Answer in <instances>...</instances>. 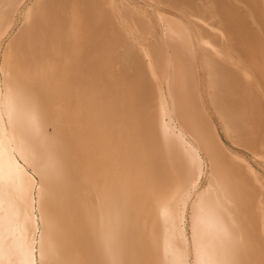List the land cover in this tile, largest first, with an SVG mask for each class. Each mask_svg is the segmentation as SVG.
Segmentation results:
<instances>
[{"label": "bare ground", "instance_id": "6f19581e", "mask_svg": "<svg viewBox=\"0 0 264 264\" xmlns=\"http://www.w3.org/2000/svg\"><path fill=\"white\" fill-rule=\"evenodd\" d=\"M184 1L185 3H182ZM184 1L160 0L159 2L171 9H175V12L177 10L181 11L183 8L189 11L192 18H190L189 14L188 18L187 16L184 17L187 11L182 12L184 13L182 15L178 11V15L187 19L190 18L189 20L186 19V21H188L187 23H191L196 30H200L203 27L202 23H205L206 20L207 23H209L208 20L211 21L210 23L214 21L211 25L213 27L216 26V33L213 32L216 36L212 35L213 33H210L212 31L209 32V29L207 31L204 27L203 29L206 31H200L206 32L205 34L199 30L191 32L187 28L190 24L186 26V21L181 19L184 21L185 27L182 25L184 23L182 22L181 24V21L178 22L179 20L177 21L176 18L177 23H180V26L184 27L186 31L184 33L190 35L187 36L190 37V40L188 38L189 41H185L184 39L187 38L185 34L182 35L183 44L187 42L184 46L181 44L180 47L183 46V49L177 48L180 45L178 39L179 42L176 41V43L175 40H172L173 45L179 44L175 45L176 51L172 48L175 46H170L171 51H173L172 54L174 55L177 52L175 55H178V53L183 52L186 48L185 45L194 50L193 39L196 38L194 34L198 36L197 39H203L204 37L210 39L211 37L212 40H216L215 43V40L210 42L216 47L215 51L211 44L213 50L216 52L215 55L212 54L214 55L213 57L210 54L214 53L213 50L211 51V48L204 47L201 50L202 54L204 51H206V54L210 50V53L208 52L210 55L207 53L209 56L203 54V59L202 55L203 62H206V72L209 70L210 73V75L207 73L206 76L208 77H204L210 78L211 76V80L207 79L209 82L206 81L208 82L207 85H209L208 88L213 85V89H216V94L214 93V95L212 92H215V90L210 91L212 97L210 96L211 100L210 98L209 100L213 106L211 103H208L213 107L215 112L212 111L219 115V123L225 121L226 126H229L233 132L230 133L234 134L233 137L230 136L235 141L237 140L235 145L237 147L244 145L247 149H252L257 154L258 151L254 150L261 144L260 147H264V113L260 93V89H264V34L260 35L262 32L259 28V26L264 27V10L262 11L264 0ZM261 4L263 5L262 9ZM118 7V2L116 4L114 0L113 2L111 0H0V72L5 79L3 82V93H16L20 95L19 102L28 105L29 110L18 114V119L25 123L27 117L30 119V130L26 126L25 131L27 136L34 137L32 141L33 148L36 150L35 157L38 161L42 162L39 168L34 169L41 181L37 200L38 221L35 214L32 213V189L35 183L28 176L31 180L30 182L34 183L33 187L26 184L28 189L29 186L32 187V189L30 187L31 192H29L25 185L26 189L24 188L25 190L23 191V188L19 189L23 184H19L21 185L19 186L15 182V179L17 181L21 177L17 178L14 174L17 173V176L21 174L20 172H22L23 167L21 168L22 170L19 169L20 167L18 168L16 165L18 161L15 163L12 157L15 151L13 141L15 132L11 127L7 126V121L5 123L4 114H2L4 99L1 96L2 89H0V264H37V258H35V253H37L35 252L37 250L36 245L38 246L39 264H153L154 260H157L155 261L157 264L158 262L159 264H190L188 259L184 257V255L187 256L188 254V251H186L188 241L185 233L186 228H184V224L187 223L185 215L188 216V227L191 230V234L194 233L195 235L192 241L193 263L191 264H264V240L259 238V236L262 237L260 235L262 232L258 231L257 227H247L249 222L245 223L243 227L241 225L236 226L234 225L235 222H233L236 220L235 217L246 222L245 219L247 217H244L245 215L240 217V214L245 209L247 210L248 207L246 206L243 210L239 209L246 202H243L238 197L240 200V202L238 201L239 204L242 203L239 206L235 201L239 206L238 215L233 210V207L235 209L237 205L228 199L233 194L235 195L232 197L235 199L237 196L242 197L244 195L241 194L243 191L240 188L238 189L236 185H243L244 180L248 182V178L251 172H253L251 169V171L248 169L252 167L248 164L246 165L245 161L243 163L249 167L248 169L241 164L242 162L239 163L238 159H234L237 162L232 161L235 168L239 163L241 167L238 164L237 168L247 169L245 170V175L250 172L249 176L246 175L248 177H246L247 180L241 178L240 182L243 170L241 169L239 173L240 170L237 169L239 170L238 173L242 174L240 177L239 175L237 177L240 184L233 177L235 175L233 172L235 168L229 171L228 168L224 169V167H221V164L230 160L226 159L224 161L226 157H221L222 155H220L224 151V156L226 148L223 150L222 147L224 145L221 147V140L217 135V129L212 127L214 126L213 123H210L209 126L206 124V122L211 121L210 119H213L209 118L212 114L206 120V112L202 114L204 105L202 106L201 104V109L199 107V104L203 103L201 102L202 96L198 94L199 92H196L199 89H197L199 80L196 81L197 83L193 81L197 75L199 76L197 74L198 71L196 72L199 64L187 62L190 59L189 56L191 57L190 51L187 48L186 52L182 53L184 57L187 53L189 54L186 57L187 59L184 58L187 61L182 58L183 56L181 57L183 60H176L181 56V53L178 58L172 60L180 62V64L178 63L179 67L182 61L188 63L186 65L182 62L184 67L186 65L185 68L181 66L185 69V74H187L189 67L191 68L192 65V67H195L194 64L197 65V69H191L192 73L196 72V74L193 73L196 76L191 74L190 69L188 70L187 78L194 76V78H190L192 81L190 83L194 82L193 84H190L189 80H186V75L181 77L180 74L184 72V69L182 68L183 72H181V67L178 69V72L180 71L178 74L180 75L179 80H181L179 82L181 83L177 84V87L180 85L182 89L185 81H188L187 86H193L192 88L187 87L191 92H186L187 88H185L186 90L183 89L185 91L182 94L184 95L186 92L188 95L185 94L187 96H184L185 98L181 95L183 97L181 98L178 94H181L182 90L180 91V88L172 87L174 83L175 85L173 86H176V81L179 83L177 78L178 72L176 71L179 67L174 62L171 65L172 61L170 62V60L173 59L171 58L173 55L169 54L171 55L170 57L167 54L162 55L163 52H170V49L167 50V47L166 51L161 53L160 51L163 49L161 50V46L158 44L159 41L157 43L152 42L153 47L150 46L152 43L145 41L149 43V46L145 43L146 49L142 48L135 41L138 36L136 34L132 36V33H130V37H133L132 40L135 36L137 37L135 40L130 41L129 34L127 37V33L122 31L120 24L123 23L121 22L123 20H121L122 15L120 14L123 10H120ZM131 8L133 9V7ZM132 11L126 10L128 14L123 11L126 14L124 16L129 15L127 16L130 19L128 23H133V26H136V21L142 23L140 27L141 32V28H148L151 30L150 32H153V28L155 31L156 25L151 26L153 25L151 23H155L152 22L153 20L149 18V20H146L145 14V17L141 14L142 18H144L141 19L140 16L134 15L138 12L134 11L133 13ZM196 17L204 21L201 22L202 20L194 19ZM196 20L201 23L196 22ZM142 21H146L147 23H143ZM125 22L124 24H126ZM144 24L148 25L145 26ZM192 25L191 28H193ZM130 28H132V25ZM125 29L128 30L127 28ZM145 32L148 35L150 33L147 30ZM145 32L143 31L142 34ZM146 33L144 36H148ZM163 33L162 35H164ZM153 34L155 35V32ZM208 34H211V36H208ZM156 35L153 37H156ZM178 36L176 34L174 36L175 39ZM180 36L179 39L181 38ZM213 36L215 37L213 38ZM165 43L166 41H164V45ZM140 44L142 43L140 42ZM154 44H158L160 50ZM169 44L166 43V45ZM155 46L156 48H154ZM147 47H150L149 51ZM207 48L209 50H205ZM143 49L146 51L144 52ZM178 49L181 50L179 51ZM150 51L156 57L150 54ZM148 52L149 55L147 54ZM234 54L236 56L234 57L235 59L232 57ZM161 55L165 57L162 59ZM150 57L156 62L153 59V61L150 60ZM240 58L244 62L243 64H245H242L243 67L238 65L242 63ZM238 59L240 62L237 61V64L236 60ZM154 62L155 64H153ZM236 64L242 67L240 70H242L243 74H246V78L243 75L241 78V75L238 76L241 72L240 70L238 74L235 72L236 69H239V67L236 68ZM174 65L177 66V68L174 67L177 73L173 71L174 68L172 67ZM156 67L157 69L159 68L160 72L157 69L155 70ZM243 68L244 71L246 70L245 72ZM158 72L160 74H157ZM189 75L192 76L189 77ZM68 78L72 79V81L67 82ZM181 78L184 79L182 80ZM49 79L54 82L52 83L53 85H64L65 87L72 85L74 87L72 98L68 96L66 89H62V97L67 104L65 107L57 104V100H55L57 93L55 88H48ZM40 80L42 81L40 82ZM184 86L186 87V85ZM171 87L177 88L178 92L177 90H173L172 92ZM193 89L196 90L194 91ZM102 90L104 91L102 92ZM172 93H176L175 95L178 96L176 103L175 100L177 99ZM207 96L209 97L208 94ZM179 99L186 100V104L182 102L183 100L180 101ZM204 99L206 98L204 97ZM72 102L74 105H71ZM176 104L181 105H178L180 108ZM196 104L198 105L197 109ZM181 107L186 108L181 109ZM186 109L187 111L184 112ZM183 114L187 118L192 117L194 121L191 118V120H182V117L185 118ZM177 117L178 119L181 117V122H178ZM166 118L168 121H166ZM42 121H46L47 124L52 126L53 132L50 135L47 134ZM184 121L186 125L190 124L187 126H190L192 135L197 131V138L190 135L188 128H186L187 130L184 128L186 126L185 123L183 124L185 126L182 125ZM191 122L196 124L197 127H191L193 124ZM123 125L127 127L125 131L127 130L128 135L121 129ZM152 125L158 131L155 132ZM223 125L226 127L225 124ZM223 125L221 124L222 128H224ZM128 129L132 130V132L129 131V133L131 132L130 136ZM194 129L195 131H192ZM230 129L226 131L227 129L225 130L224 128L227 134L230 132ZM157 132L161 136H158V138L165 142L169 146L168 148L157 138ZM120 133H124L127 137L129 136V140L127 139L129 143H127V137L124 138L125 136L121 135V138ZM198 138L199 141L201 140L200 143ZM120 139H123V142L125 141L126 147ZM156 139L160 143L158 141V144L155 146ZM193 139H197L200 145ZM231 139L230 143L234 141L233 139L231 141ZM149 142L151 144L153 142L154 145H152L154 147ZM237 142L241 145H238ZM160 144L164 145L162 149L160 148ZM120 146L124 150H120ZM157 146L161 149V152L158 151V148L156 151L155 148ZM203 146L205 150L207 148L206 151ZM163 148L165 149L163 150ZM169 148L172 149V151H170L171 149L169 150L170 153H173L174 150V153L170 155L178 154L182 160L175 156H169L172 157L170 159L167 156L169 154L168 151L167 154H164ZM149 150L150 155L148 154ZM119 151H125V156ZM211 151H213L214 159L212 156L208 157V153L211 155ZM243 151L246 152V150ZM162 152H164V157L161 158ZM202 153L208 158H212L213 161H216L215 164L222 161L221 164H218L221 168H211L213 171L215 170L217 176L214 172H212L213 174L211 173L212 170L209 171L210 168H208ZM216 153H219L220 156L218 154L215 155ZM229 153L231 152L229 151ZM158 154L161 156L158 157ZM256 154L253 153L252 155L256 156ZM258 155L259 157L261 156L260 154ZM135 156L139 160L135 159ZM215 156L223 158V160L221 159L220 161ZM238 156L241 158V154ZM228 157L230 159L235 158L234 156ZM121 158L125 160L123 161ZM130 158H134L135 160L133 159L132 161ZM146 158L148 160H145ZM173 158L177 159L179 163L183 161L182 163H184L185 168L181 167L185 172L179 166L182 163L178 165L179 167L177 165L172 166L175 163L178 164L176 161H173ZM162 160L165 161V163L163 162L165 166L171 165L173 168L177 166V169H172L176 175L180 169L183 173H179L181 175H177L175 179L174 173L169 170L171 166H167L169 171H165L169 176V172H171L172 178H170L164 173V165L161 164ZM167 160L171 161L170 165L169 163L167 164ZM23 161L25 163L30 162L27 158ZM125 163L127 165H135V168L136 165L138 166V169H135L134 166L128 165L132 170H135L128 172L130 173L129 175H131V172L134 173L131 176L126 172L129 177H127L126 173L125 176L123 174L124 171L130 170L128 168L125 170L123 166ZM194 163L195 166L193 165ZM217 164L214 166H217ZM159 166L163 167V170L162 168L158 170ZM222 168L226 173L221 171ZM231 170L233 175L230 176ZM218 171H221V175ZM162 174L165 175L167 180L170 179L169 185L176 180V185H179V187L172 186L175 185L174 182V184H171V187L175 188L174 191L171 190L172 188L169 185L171 189L169 187L165 188L164 183L167 184L168 181L164 179V175ZM218 174L221 180L217 179L219 178ZM224 174L232 178L229 177L227 179ZM11 177L14 178L15 185L14 183L13 185H7L6 182H10V179H13ZM224 178H226V181ZM233 178L234 181L236 180L235 182H233ZM22 180H26V178ZM222 180H224V183L229 182L232 184H227L231 188L228 190L233 193L230 196H228L229 191L226 190V187H222ZM231 181L237 184L234 186ZM24 182L22 181V183ZM135 183H139V185L137 184V186L134 185L132 187ZM145 183L147 185H144ZM224 183L223 185H226ZM156 185L161 188L162 192L157 190L159 187L156 188ZM190 185L191 187L189 188ZM201 185H208V187L214 188V191L217 189L216 186L219 185L222 193L220 189H218V193L220 192L222 196H218L217 192L205 195V186L200 187ZM168 189L171 190L170 194H168L170 192ZM26 190L28 192L27 198L25 197L24 199V196L21 195H19V198L22 197L20 198L21 201L25 200L23 202H25L27 207L29 204L28 208L31 213L28 212L26 217H24L25 213L24 215L22 213L23 216L21 213H18V216L16 204L20 200L18 196L16 197V193L19 192L21 194V191H23V195L26 196L24 193ZM156 190L160 193L155 192ZM167 190L169 192L166 193ZM234 191H237L241 195H238L236 192L234 193ZM225 194L228 196L226 200L228 199L230 203H233L231 205L232 208H226L229 203L226 205L223 201L226 197ZM216 195L217 197H224L222 201L225 205L223 204L222 206V203L220 204L222 208H219V205L216 203L218 200L221 201L222 198L217 200ZM16 198L18 201H16ZM21 205L25 206L22 203ZM21 205H18L19 210ZM22 210L26 211L27 209L24 208ZM228 210L234 212L231 213ZM230 213L231 215L233 214V217L235 215V217L230 216ZM236 227L237 229L238 227L241 228V230L246 227V230L244 228L243 231L239 229L242 233L245 230V234L241 233L240 237V232L239 230L236 232ZM247 228H255L256 233H260L258 235V233L252 234L251 232L250 234L248 232V234L246 232ZM245 235H250L251 241H249L248 237L249 240L247 239L246 241L248 242H246ZM242 237L245 238L246 244L242 243L244 246L240 248L242 247L240 242H243V239L240 241ZM3 241H7V248L4 247L7 244L6 242L2 246ZM247 243L250 245H247ZM247 246L249 247L246 248ZM182 250L185 253H182ZM243 250H248L246 257ZM158 253L160 258L156 256ZM154 257L157 259H154Z\"/></svg>", "mask_w": 264, "mask_h": 264}, {"label": "rangeland", "instance_id": "374dc122", "mask_svg": "<svg viewBox=\"0 0 264 264\" xmlns=\"http://www.w3.org/2000/svg\"><path fill=\"white\" fill-rule=\"evenodd\" d=\"M111 1L113 2V0H111ZM159 1H160V0H114V2H115L116 4H117V2H118V4H119V7H118V8H119L120 10H123L124 13H126V10H127V11H130V12H131L132 10H134L135 12H138V13H135L134 15H138V16H140L141 19H144V18H142V17H143L142 15L145 14L146 17H147V18H146L145 15H144V17H145L146 20H147L148 18L151 19V20H153L152 22H155V23H151V22H150L151 20H150V21H149V24H150V23L153 24V25L150 24L151 26H155V25H156V26H155L156 28H154L155 31L153 30V28H152V31L155 32V35H156V34H157V35H156V37H153V36H155V35L153 34V32H150L151 30H149L148 28H141L142 32H143V31L145 32V30H147L148 33H149V32L151 33V34L149 33V35H150V36H149V35L145 32L148 36H146V35L144 36L145 33L142 34V32L140 31V27H141L142 23H138L137 21H136V23L134 22V23L136 24V26H137V24H138L137 27H136V26H133V23L131 24V22L128 23V21H129L130 19H129V17H127V16H129V15L124 16V15L128 14V12H127L126 14H124L123 11H122L121 14H120V15H122V19H121V20H123V21H121V22H123V23L120 24V25L122 26V31H123L124 33H127V35H126L127 37H128V34H129L130 41L135 40V38L138 36V38H136V40H135L136 43L139 44L140 46H142V48H145V49H146V45L149 46V45H148L149 43H152V42L157 43V42L159 41L158 44L161 46V50L163 49L162 51H160V52L162 53L163 51H166L167 47H168L167 50L170 49V46L173 45L172 40H173V41L175 40V43H176V41H177V42L180 41V42H179L180 45L177 44V45H179V47H177V48H181V49H183V48H184V47H183L184 44L187 43V42H185V43L183 44L184 41H182V35H184V34H185L184 32H186V31H185L184 27L180 26V25L182 24V22L184 23V21H182L181 19H183V20L186 21V19H187L188 16L190 15V14H189L190 12L187 11V10H185V8H183L184 10L182 9L183 11H182V10H181V11H180V10H177V11L175 12V9H173V8L171 9V8L168 7V6L162 5V3H160ZM183 1H184V0H183ZM186 1H187V0H186ZM260 1H261V0H260ZM182 3H185V1L182 2ZM120 4H121L122 6H121ZM126 4H127V6H126ZM128 5H130V6H128ZM135 5H136V6H135ZM182 5H184V4H182ZM125 6H126V7H125ZM134 6H135V7H134ZM262 6H263V5L261 4V9H262ZM131 7H133V9H132ZM140 8H141V9H140ZM136 10H139L141 13H140L139 11H136ZM142 10H144V11L142 12ZM263 10H264V7H263L262 11H263ZM134 11H132V12L134 13ZM178 11H179V13H180L181 15L184 14V13H182V12H184V11L186 12V11H187V12L184 14V17L187 16V18H184V17H182L181 15L179 16V15H178V14H179ZM130 12H129V14H130ZM141 14H142V15H141ZM176 14H177L178 16H177ZM186 14H187V15H186ZM188 14H189V15H188ZM131 15H133V14L131 13ZM134 15H133V17H134ZM151 15H152V16H151ZM138 16H137V17H138ZM176 16H177V17H176ZM125 17H126L127 19H126ZM164 17H165V18H164ZM152 18H153V19H152ZM168 18H170V19H168ZM176 18H177V19H176ZM178 18H179V19H178ZM190 18H192L191 15H190ZM190 18H189V19H190ZM149 19H148V20H149ZM175 19H176L177 21L179 20L178 22L181 21V24H180V23H177V21H176ZM189 19H187V20H189ZM194 19H198L199 21L202 20V19L197 18V17L194 18ZM206 19H207V18H206ZM124 20H125L126 22H125ZM169 20H170V21H169ZM174 20H175L176 22H175ZM198 20H196V22H198V23H201V22L204 21V20H202L201 22H199ZM211 20H212V19H211ZM131 21H132V20H131ZM171 21H172V22H171ZM206 21H207V20H206ZM206 21H205V23H202L203 25L201 24V25L204 27V29L206 28L207 31H208V29H209V32L212 31V32H210V33H213V32L216 33V31H215V30H216V26H214V27H215V28H214V27L211 25L214 21L212 20V21H213L212 23H210L211 21H209V20H208L209 23H207ZM124 22H125L127 25L124 24ZM142 22H143V23H147L146 21H142ZM170 22H171V23H170ZM187 22H188V21L185 22V23H186V26L190 24V25H189L190 27L187 26V28H188L189 31H191V32L194 31V32H195V31H198V30H199V29L196 30L195 27H193V25H192L191 23H187ZM215 22H216V20H215ZM185 23L182 24V25L185 26ZM123 24H124V25H123ZM135 24H134V25H135ZM128 25H129V27H127ZM131 25H132V28H130ZM144 25H145V24H144ZM147 25H148V24H147ZM147 25H145V26H147ZM150 25H149V26H150ZM172 25H173V26H172ZM191 25H192V27H193L195 30H194L193 28H191ZM210 25H211V26H210ZM215 25H216V23H215ZM258 25H261V24H258ZM258 25H257V29H258ZM124 26H125V27H124ZM179 26H180V27H179ZM186 26H185V27H186ZM262 26H263V25H262ZM134 27H135V28H134ZM142 27H144V26H142ZM203 27L200 29L201 31L204 30ZM209 27H210V28H209ZM211 27H213V28H211ZM124 28H127L128 30L130 29V31H128V30H126V29H125V30H126V31H125ZM138 28H139V30H137ZM149 28H150V27H149ZM166 28H167V29H166ZM177 28H178V29H177ZM179 28L181 29V32H180V29H179ZM189 28H190L191 30H190ZM259 28L261 29V32H262V33H260V35H261V34H264V33H263L264 31H262V30H264V27L262 28V27L259 26ZM150 29H151V28H150ZM170 29H171V30H170ZM182 29H183V30H182ZM213 29H214V30H213ZM257 29H256V30H257ZM260 29H259V30H260ZM148 30H149V31H148ZM186 30H187V29H186ZM188 30H187V31H188ZM200 30H199V31H200ZM206 30H204V31H206ZM127 31H128V32H127ZM131 31H132V32H131ZM168 31H169V32H168ZM176 31H177V32L179 31V32H178V33H174V32H176ZM201 31H200V32H201ZM138 32H139V34H138ZM140 32H141V33H140ZM163 32H164V33H163ZM257 32H259V31L257 30ZM130 33H132V36L135 35V34H136L137 36H135L134 39L132 40L133 37H132V38L130 37V36H131ZM162 33H163L164 35H162ZM170 33H171V34H170ZM182 33H183V34H182ZM201 33H204V32H201ZM205 33H206V32H205ZM205 33H204V34H205ZM207 33H208V32H207ZM214 33H213L212 35H215V36H216V34H214ZM152 34H153V36H152ZM176 34H177V36H178V35L180 36V34H181V36H180L181 38L179 39V36H178V37L175 39L174 36H176ZM165 35H166V37H165ZM209 35L211 36V34H208V36H209ZM141 36H143V37L141 38ZM187 36H190V35H189V34H185V37H186L187 39H184V36H183V39H184L185 41H186V40H187V41L190 40V37H187ZM206 36H207V35H206ZM208 36H207V37H208ZM215 36H213V38H214ZM263 36H264V35H263ZM144 37H145V38H144ZM163 37H165L166 40L163 39ZM194 37H196V38L193 39V47H194V50H191L189 46H188V47H189V49H188L187 45H185V47L187 48L188 51H190V52L193 51L192 53L189 52V54H191V57L189 56L188 53H187L188 55L186 54L187 56H186V55H185V57L183 56L184 54H182V53H184V51L186 50V48H185V50H184L183 52H180V53H181V56L179 55L180 53H178V55H175V54L177 53V52H176V53L174 54V55L176 56V57H175V56L172 54V53H173V51H171L172 49H170V52H169V51H168V52H163L162 55H166V54H167L168 57H170L171 55H173L174 57H173V56L171 57V58H173V59H171L170 62H171L172 60H174V58H175V59L178 58V56H180V57H179L178 59H176V60H179V59L183 60L184 58H186V57L189 56L190 59L193 57L192 60H195V61H192V60H190V59H189L190 61H189V60L187 61V60H186L187 58L184 59V60L187 61V62H190V63H191V62H193V63L196 62L197 65L199 64V65H198V69H197V65H195V64H194L195 67H192L193 65L191 66V68L188 66L189 69H190V71H191V69L193 70V68H194V70L197 69L196 72L198 71L197 74H199V76L197 75L196 79L193 80L194 82H196V81L199 80V81H198V84H199V85L196 84L198 87H197V86H195V87H197V89H198V88L201 89V87H202V89H203V90H202V89H201V90L198 89V91L195 89L196 92H199L198 94H200V96H202V101H201V102H203V103H200V104H199V105H200L199 107H200V109H201L202 106L204 105V106H203L204 111H203V108H202V114H203L204 112H206V116H205V117H206V120H207L208 117L212 114V116L209 117V118H213V119H210L212 122L209 121L208 123L206 122V124H208L207 126H209L210 123H213L214 126H212V124H211V126H212V127H215V128L217 129V135H218L219 139L221 140V141H220V142H221V143H220V144H221V147L224 145V146L222 147V149L224 150V148H226V151H225V152L228 153V154L225 153L224 156H223L224 151L221 149L223 152L221 151L222 153L220 152V153H221L220 155H222L221 157H226V158H224V161H225L226 159H227L228 161H229V160L231 161V162H230V161H229V162H224V163H227V164H228V165L225 164V165H227V166H225L224 163L221 164V162H222L221 159L223 160V158H220V157H216V156H215L216 158H219L220 161H221V162L218 163V164H221V167H224V169H225V168H228V170L230 171V169L235 168V167L233 166L234 163L232 164V161L235 162L236 160L234 161V159H238L237 161H238L239 163L242 162L241 164H243L244 167H247V169L249 168L248 166H246L247 164H248L250 167H252L253 169H252V168H249L248 170H249V171L252 170V171L254 172V173L251 172V175H252V174H254V175H252V176L250 175V176H251V178H250V176L248 175L250 172L248 171L249 173L246 174L247 176H249V178H248V177L245 175V173H246L245 170H247L246 168H245V170H243L242 168H240V169L237 168V165H238L239 163H238V164L236 163L237 165H236V168L234 169V170L237 171V172H235V171L233 170V172H234L235 175H233V172H232V170H231L232 173L230 172V173H231L230 176L233 175V177L237 179V181L235 180L236 182H239V178H237L238 175H239V177H240V175H242V174H243V175H242L243 177H242V176L240 177V182H241V178H244V179H246V180H247V178L249 179L248 182H246V181L243 179V180H244V182L242 181V182L244 183V184L242 183L243 185H236L237 183H233V182H235V181H234V178H233V182L231 181V182L233 183L234 186L236 185V186L238 187V189L240 188V190L243 191V193L240 191L241 194H244V195H242V197H241V196H237L236 199L233 198V197H234L233 195H235V194H233L232 192L229 191V190L231 189V188H230V185H232V184L229 183V182L224 183V180H225L226 178H224V180H222V182H223L224 184H226V185H223V183L220 181V182L222 183V187H226V190L229 189V190H228V191H229V192H228V193H229L228 196H230V194H233V195H232L233 197L230 196V198L232 197L231 200H230V198H228V199H229L230 202H233L235 205H237V207H236L235 205H233V206H235V209H234V207H233V210H235V214H238V215H239V213H237V211H238V207H239L240 205H242V203L239 204L240 200H242L243 202L248 203V204L245 203L244 205H242L241 207H239V209H242V210L245 209L246 206L248 207V209H247L248 212H247V210L245 209L246 211L244 210V212L242 213L243 215L240 214V215H241L240 217H242V216H244V215H245L244 217H247V219H245L246 222H244L242 219L240 220L239 218L235 217V215H234V217L236 218V220H235V219H232V220H235V221H233V222H235L234 225H236V226L241 225V227H243V226L245 225V223L249 222V223H248L249 225L247 224V227H249V226H251V227H257V230L260 231V232H262L260 235L263 237V238H262V237L259 236V238H261L262 240H264V151H262V150L264 149V147H260L262 144L259 145L258 148H257L256 150H254V151H258L257 154H256V152H253L252 149H251V150H250L249 148L247 149L244 145H243L244 147H243V146H242V147H240V146L237 147V145H235L237 140L235 141V140L232 138L234 134H233V135L230 134V133H233V132L231 131V129L229 128V126H228V127L226 126V122H225V121H223V122L221 121V123H219V120H218V119H219V118H218L219 115H217V114L214 113L215 111L213 110V107H212L213 105H212V103L210 102V100H211L210 96L212 97V93H213V95H214V93L216 94V89H215V88L213 89V87H212L213 85H211V87H212V88L210 87L211 89L208 88L209 85H207V84H208L209 81H208L207 79L211 80V76H210V78H206V77H208V76H206L207 73H208V75H210L209 70H208V72H206V64H205L206 62L204 63V62H203L204 60H202V55L205 54L206 51L203 50V51H204L203 54H202V51H201L202 49H204V47H205V48H206V47L211 48V51H212V50H213L212 45H213V47H214V49H215L216 47L214 46V44H213V43H210L211 41H214L215 39L212 40L211 37H210V39H209V38L207 39L206 37H204V38H203L204 41H203L202 38H201V39H197L198 36H196L195 34H194ZM188 38H189V40H188ZM177 39H178L179 41H178ZM140 40H141V41H140ZM161 40H163L162 43H161ZM262 40H263V38H262ZM135 41H134V43H135ZM145 41H146V42L148 41L149 43H146ZM164 41H166V43H168V44H169V42L171 41V42H170L171 45H170V44H169V45H166V43H165V45H166V46H165V45H164ZM195 41H196V42H195ZM140 42H141L142 44H140ZM199 42H200V43H199ZM201 42H202V43H201ZM215 42H216V40L214 41V43H215ZM145 43H146V45H145ZM205 43H206V44H205ZM158 44H157V45L154 44V45H156V46H157V49L160 50V49H159L160 47L158 48ZM181 44H183V46H182L183 48L180 47ZM200 44H201V45H200ZM203 44H204V45H203ZM211 44H212V45H211ZM139 45H138V46H139ZM152 45H153V43H152L150 46H152ZM163 45H164V46H163ZM175 45H176V44H175ZM175 45H173V46H175ZM177 45H176V46H177ZM202 45H203V47H202ZM206 45H207V46H206ZM215 45H216V44H215ZM156 46H155L154 48H156ZM176 46H175V47H172V48H173L174 50H175V49L177 50ZM200 46H201V47H200ZM152 47H153V46H152ZM152 47H151V48H152ZM164 47H165V48H164ZM208 48L205 49V50H209ZM148 49H150V47H147V50H148ZM181 49H178V50L180 51ZM143 50H144V49H143ZM176 50H175V51H176ZM145 51H146V50H144V52H145ZM148 51H149V50H148ZM151 51H152V49H151ZM151 51H150V54H152ZM175 51H174V52H175ZM215 51H216V49H215ZM215 51L213 50L214 53H210V50H209L208 52H209V53L211 54V56L213 57V56L216 54ZM152 52L154 53V51H152ZM185 52H186V51H185ZM208 52H207V53H208ZM164 53H165V54H164ZM207 53L205 54V56H209V55H210L209 53H208L209 55H208ZM147 54L149 55V52H148ZM169 54H171V55H169ZM193 54H194V55H193ZM212 54H214V55H212ZM152 55L154 56V54H152ZM152 55H151V57H152ZM162 55H161V56H162ZM182 56H183V57H182ZM195 56H196V57H195ZM151 57H150V60L153 59V58L151 59ZM154 57H156V55H155ZM164 57H165V56H162V59H163ZM181 57H182L183 59H182ZM232 57H233V59H235V58H234V57H236L235 54H234V56H232ZM237 57H238V55H237ZM160 58H161V57H160ZM241 58H242V57H241ZM241 58H240V60H241ZM147 59H148V58H147ZM203 59H204V55H203ZM214 59H216V58H214ZM236 59H237V58H236ZM153 60H154V59H153ZM153 60H152V61H153ZM176 60H175V61H176ZM181 60H180V61H181ZM154 61H155V60H154ZM237 61L240 62L239 59L236 60V62H237ZM155 62H156V61H155ZM155 62H154L153 64H155ZM161 62H162V61H161ZM173 62H174V61L171 62V65H173ZM182 62H183V61H182ZM182 62H181V66H183L184 64L187 63V62H186V63L183 62L184 64H182ZM233 62H234V61H233ZM238 62H237V64H238ZM241 62H242V60H241ZM174 63H177V66H178V63L180 64V62H178V61H177V62H174ZM193 63H192V64H193ZM243 63H244V62H242L241 64H238V65H240V66L243 67V65H245V64H243ZM187 64H188V63H187ZM187 64H186V65H187ZM234 64H235V62H234ZM234 64H232V65H234ZM237 64H236V65H237ZM242 64H243V65H242ZM186 65H185V67H186ZM190 65H191V64H190ZM204 65H205V66H204ZM238 65L236 66V68L239 67V69H236V70H235V72H236L237 74H238V72H240V71L242 72V70H240V68H242V67H240V66H238ZM177 66L174 65L172 68H174V67L177 68ZM181 66H180V67H181ZM199 66H200V67H199ZM246 66H247V65H246ZM157 67H158V66H157ZM157 67L155 68V70L157 69ZM178 67H179V66H178ZM180 67L177 68V70H176L177 72H178V69H180ZM183 67H184V66H183ZM183 67H181V70H182ZM185 67H184V68H185ZM204 67H205V68H204ZM176 68H174V70H173L174 72H175V69H176ZM184 68H183V69H184ZM207 68H208V66H207ZM232 68H233V66H232ZM234 68H235V67H234ZM245 68H246V70H248L247 67H245ZM158 69H159V68H158ZM158 69H157V70H158ZM186 69H187V68H186ZM189 69H188V70H189ZM199 69H200V70H199ZM188 70H187V74H185V73H186L185 69H184V72H183V70H182L181 72H183V73L180 74L181 77H182L183 75H186V78H187V77H188ZM202 70H203V71H202ZM237 70H238V71H237ZM239 70H240V71H239ZM246 70H245V71H246ZM158 71H159V70H158ZM173 71H172V72H173ZM243 71H244V68H243ZM245 71H244V72H245ZM155 72H157V71H155ZM159 72H160V71H159ZM159 72H158L157 74H160ZM174 72H173V73H174ZM177 72H175V73H177ZM179 72H180V71H179ZM179 72L177 73V75L179 74ZM196 72H193V73L196 74ZM201 72H202V73H201ZM205 72H206V73H205ZM241 72L238 74V76L241 75L240 78L242 77V75L245 77L246 74H243V72H242V74H241ZM175 73H174V74H175ZM193 73H192V71H191V74H192V75H194ZM246 73H248V72H246ZM157 74H156V75H157ZM174 74H173V75H174ZM175 75H176V74H175ZM175 75H174V76H175ZM180 75L177 76V78H178V82L181 81V80H179V78H180L179 76H180ZM192 75H189V77L192 76ZM201 75H202V76H201ZM194 76H196V75H194ZM194 76H193V77H190V78H194ZM204 76H206V77H204ZM2 77H3V78H2ZM175 77H176V76H175ZM175 77H174V79H175ZM246 77H247V76H246ZM246 77H245V78H246ZM172 78H173V76H172ZM190 78H187V79H186V80H189V83H190V81H191ZM181 79H182V78H181ZM183 79H184V78H183ZM183 79H182V80H183ZM205 79H206V80H205ZM242 79H243V78H242ZM247 79L249 80V78H247ZM247 79H246V80H247ZM212 80H213V77H212ZM243 80H244V79H243ZM4 81H5L4 76L1 75V72H0V83L2 82V83H1L2 85L0 84V89H2V90H1V96H2L3 99H4V104L2 105V106H3V107H2V109H3V110H2V114H4L3 117L5 118V123H6V121H7V126H8L9 128L11 127V129H13L14 132H15V134H14V135H15V138H14V140H13V141H14V145H15V151L13 152L12 157H13V159L15 160V163H17V161H18V163L16 164L17 167H18V168L20 167L19 169H21V168L23 167V170L27 172V173H26V172L24 173V171L21 169V170H22V172H20L21 174H18V176H17V173L14 174V176L16 175L15 177H17V178H18L19 176L21 177V178H18L17 181H16V179H15V182H17V184L14 182V178H13V177H11V178H13V179H10V180H11L10 182L8 181V182H6V183H7V185H13V183H14V185H15V184H16V185H19V184L22 185V184H23V186L19 185V186H21L19 189H22V188H23V191L26 189L25 186L27 187V185H32V187H33V185H34V183H35V186L33 187V189H32L31 186H29V189H28V187H27V189H28L29 192H31L30 190L32 189V199H33V212H32V213L35 214L36 219L39 221V212H38V209H37V208H38V207H37V205H38V201H37V200H38V193H39V187H40V185H41V181H40V177H39L38 173L35 172L34 169L36 170L37 168H39V167L42 165V162L38 161L37 158L35 157V152H36V150H34V148H33L34 146H33V141H32V140L34 139V137H33V136H27L26 131H25L26 126H27V129L30 130V119H28V117H27V118H26V123H25L24 121L18 119V114H20V113H24V112H27V111L29 110V109H28L29 107H28V105H24V104H21V103L19 102L20 95H18V94H16V93H11V94H10V93H8V94H7V93H3V84H4L3 82H4ZM41 81H42V80H40V82H41ZM68 81L71 82L72 79L70 80V79L68 78V79H67V82H68ZM171 81H172V80H171ZM174 81H175V80H174ZM184 81H185V80H184ZM206 81H208V82H206ZM213 81H214V80H213ZM182 82H183V81H182ZM187 82H188V81H187ZM187 82L185 81V82H184L185 84L182 83V84H183V86H182L183 88H182V89L180 88V85H179V87H177V84H180L181 82L177 83V81H176V86H173V85H175V83L173 82L174 84L172 85V87H177L178 89L180 88V91L182 90V91H181V94H178V95H180L181 98H183L184 96H186L185 94L188 95V93H186V92H189V91L191 92V90H188L189 88H187V87H191V86H187ZM191 82H192V81H191ZM194 82H193V83H194ZM200 82H201V84H200ZM38 83H39V82H38ZM52 83H54V82H52V81L49 79L48 88H55V90H56V92H57V93H56V98H55V100H57V101H56L57 104L60 105L61 107H65L67 104H66V102L63 100L62 93H61V92H62V89H66V90L68 91V92H67L68 96L72 98L73 95H74V93H73V89H74V87H73L72 85H69V86H66V87H65L64 85H63V86H62V85H56V84L53 85ZM193 83H190V84H193ZM196 83H197V82H196ZM182 84H181V85H182ZM190 84H189V85H190ZM39 85L42 86L41 83H39ZM184 85H186V87H185ZM194 85H195V84H194ZM206 85H207V86H206ZM160 86H161V84H160ZM258 86H259V84H258ZM172 87H171V89H172L171 91H172V92H173V90H177V88L174 89V88H172ZM192 87H193V86H192ZM192 87H191V88H192ZM206 87H207L208 89H207ZM215 87H216V86H215ZM185 88H187L188 91H187ZM259 88H260V86H259ZM183 89L186 90V92H185L184 95L182 94V92L185 91V90H183ZM206 89L209 90V91H207ZM193 90H194V89H193ZM195 90H194V91H195ZM214 90H215V92H212V93L210 92V91H214ZM103 91H104V90H102V92H103ZM180 91H179V93H180ZM203 91H204V93H203ZM177 92H178V90H177ZM196 92H195V93H196ZM260 93H261V99H262V101H263L262 104H263V113H264V89H263V90L260 89ZM175 94H176V93H175ZM175 94L172 93L173 96H174ZM204 94H205L206 96H205ZM207 94L209 95V97L207 96ZM181 95H182L183 97H182ZM175 97H176V99H177L178 96L175 95ZM186 97H187V96H186ZM204 97L207 99V101H205L206 99H204ZM207 97H208V98H207ZM181 98H180V99H181ZM184 98H185V97H184ZM209 98H210V100H209ZM180 99H179V100H180ZM182 100H183V99H182ZM182 100H180V101H182ZM177 101H178V99L175 100V103H176ZM185 101H186V100H183L182 102H184V103L186 104ZM206 102H207V104H205ZM208 102L211 103L212 106H211ZM89 103H90V100H89ZM180 104H181V103H180ZM197 104H198V103H197ZM197 104H196V109L198 108V107H197V106H198ZM201 104H202V106H201ZM208 104H209V105H208ZM71 105H74V103L72 102ZM176 105H177V104H176ZM178 105H179V104H178ZM178 105H177V106H178ZM182 105H183V104H182ZM179 106H181V105H179ZM179 106H178V107H179ZM210 106H211V107H210ZM207 107H209L210 109L207 108ZM179 108H180V107H179ZM182 108H184V107H181V109H182ZM185 108H186V107H185ZM185 108H184V109H185ZM177 109H178V108H177ZM212 110H213L214 112H213ZM179 111H182V110H179ZM186 111H187V109L184 110V112H186ZM210 111H211V112H210ZM207 112H208V113H207ZM178 113H179V112H178ZM182 113H183V112H182ZM187 113H188V112H187ZM213 113H214V115H213ZM185 114H186V113H185ZM178 116H180V115H178ZM183 116H184V114H183ZM187 116H190V115H187ZM213 116H214V117H213ZM216 116H217V117H216ZM184 117H185V118L182 117V120L185 119V121H186V120H189L190 118L192 119V117H188V118H187L186 115H185ZM166 119H167V118H166ZM177 119H178V117H177ZM180 119H181V117H179L178 122H181ZM191 119H190V120H191ZM192 120H193V119H192ZM220 120H221V118H220ZM166 121H168V119H167ZM185 121L182 122V125L185 123ZM193 121H194V120H193ZM42 122L44 123L43 127H45V130H46L47 134L50 135V133L53 132V128H52V126H51L50 124H47L46 121H45V122L42 121ZM189 122H190V121H189ZM189 122H187V123H189ZM24 123H25V124H24ZM43 123H42V124H43ZM191 123H193V122H191ZM214 123H216V124H214ZM193 124H194V123H193ZM193 124H192L191 127H193V126L197 127L196 124H194V125H193ZM221 124H222V125L225 124V126H226L227 128L224 127V125H223V127L225 128V130L227 129L226 131H229L228 129H230V132H228V134H227V132L224 130V128L221 127ZM154 125H155V124H154ZM185 125H186V123H185ZM185 125H183V126H185ZM187 125H190V124H187ZM187 125H186L184 128H185V129L188 128V129H189L188 132L190 133V135H192V134H191L192 132H190L191 129L189 128L190 126L188 127ZM227 125H228V124H227ZM46 126L49 128V129L47 128L48 130L46 129ZM155 126H156V125H155ZM211 126H210V127H211ZM219 126H220V127H219ZM152 127H153V125H152ZM156 127H157V126H156ZM210 127H208V128H210ZM126 128H127V127H125V125L121 126V129H123V131H125ZM215 128H214V130H216ZM134 129H135V128H134ZM154 129H155V128L153 127V130H154ZM197 129H198V128H197ZM186 130H187V129H186ZM126 131H127V130H126ZM126 131H125V132H126ZM129 131L132 132V130L128 129V133H129ZM156 131H158V130L155 129V132H156ZM192 131H195V129L192 130ZM224 131H225V132H224ZM120 132H122V131H120ZM131 132H130V133H131ZM215 132H216V131H215ZM130 133H129V136H130ZM194 133H195V132H194ZM196 133H197V131H196ZM196 133H195L194 135H192V136H194V138H197L196 135H198V134H196ZM125 134L128 135L127 132H126ZM157 134H158V135H157V138H158V136H160V135H159L158 132H157ZM224 134H225V135H224ZM121 135H122L123 137L125 136L124 138L127 137L126 135H124V133H122V134L120 133V136H121ZM230 135H231L232 137H231ZM122 136H121V138H122ZM129 136L126 138V140H127V139L129 140ZM153 136L156 137L155 134H153ZM153 136H152V137H153ZM192 136H191V137H192ZM131 137H132V136H131ZM160 137H161V136H160ZM230 137L234 140V141H233L234 143L231 142V143H233V144L230 143V139H231ZM124 138H123V139H124ZM199 138H200V137H199ZM199 138H198V141H199ZM229 138H230V139H229ZM123 139H122V140H123ZM153 139H154V138H153ZM153 139H152V141H153ZM158 139H159V138H158ZM161 139H162V138H161ZM232 139H231V141H232ZM120 140H121V139H120ZM122 140H121V141H122ZM128 140H127V143H129ZM159 140H160V139H159ZM159 140L156 139V142H155V140H154V142H155V146L158 144L157 142H158ZM193 140H195V139H193ZM160 141H161V140H160ZM160 141H159V143H160ZM195 141H197V139H196ZM198 141H197V143H198ZM122 142H123V141H122ZM162 142H163V141H161V143H162ZM200 142H201V140L199 141V143H200ZM119 143H121V142L119 141ZM163 143L166 145L165 142H163ZM199 143H198V145H200ZM238 143H239V142H237V144H238ZM122 144H125V147L127 146L126 143H125V141H124ZM149 144H151V143L149 142ZM152 144H153V142H152ZM152 144H151V146L154 147V146H153L154 144H153V145H152ZM230 144L233 145V146H231ZM120 145H121V144H120ZM160 145H161L160 148L162 149V147H164V145H162V144H160ZM202 145H203V144H202ZM238 145H241V144H238ZM121 146H122V145H121ZM121 146H120V147H121ZM123 146H124V145H123ZM158 146H159V145H158ZM158 146L155 148L156 151H157V148L159 149ZM166 146H167V145H166ZM234 146H236V147H234ZM263 146H264V145H263ZM168 147H169V146H167V148H168ZM200 147H201V146H200ZM201 148H202V147H201ZM203 148H204V150H205V147H204V146H203ZM242 148H244V149H242ZM261 148H262V150H261ZM122 149L124 150V148L121 147L120 150H122ZM151 149H152V148H151ZM151 149H150V150H151ZM161 149H159L158 151H160ZM164 149H165V148H163V150H164ZM170 149H171V148H169L168 150H166L165 153L162 152V154H161L162 156L159 155V154H160V153H159V154H158V155H159L158 157H160V156H161V158L164 157V156H163V153H164V154H167V151H168V153H169V154H167L168 157H169V156H175V157H177V158L179 157L180 160H182V158H181L177 153H176L177 155H170V154H173V153H174V150H173V153H170V152H169ZM150 150H149V153H148L149 155H150ZM163 150H162V151H163ZM206 150H207V148H206ZM206 150H205V151H206ZM243 150H246V152L243 151ZM153 151L155 152V150H153ZM170 151H172V149H171ZM202 151H203V150H202ZM202 151H201V152H202ZM227 151H228V152H227ZM229 151H230L231 153H229ZM247 151H248V152H247ZM249 151H251L252 154H253V153L256 154V156H258V157L252 155L251 152H249ZM119 152L122 153L123 156H125V153H124L125 151H124V152L119 151ZM160 152H161V151H160ZM212 152H213V151L210 152L211 155H209V153H208V157H210V156H212V158L214 157V155H213ZM234 152H235V153H234ZM151 153H152V151H151ZM204 153H205V152H204ZM204 153H202V156L205 157L204 159H205L206 162H207L208 168H210L209 171L212 170L211 173H212V172L215 173V170L213 171V169H211V168H213V167L217 168V167H220V166H218L217 163H216L217 166H214V165H216V164H215L216 161H213L212 158L210 159V158H208L207 156L203 155ZM239 153L241 154V158H242V160H241V158H239V156H238V155H240ZM244 153H245V154H244ZM249 153H250V154H249ZM153 154H155V153H153ZM153 154H151V155H152V156H155V155H153ZM156 154H157V152H156ZM217 154L219 155V153H216L215 155H217ZM231 154H232V155H231ZM233 154H235V155H233ZM242 154H243V155H242ZM258 154L261 155V156H260L261 158L259 157ZM14 155H15V156H14ZM206 155H207V154H206ZM220 155H219V156H220ZM225 155H226V156H225ZM227 155H228V156H231V157L234 156L235 158H232V159H233V160H232V159H230ZM249 155H250V156H249ZM136 156H137V155H136ZM136 156H135L134 158H135V159L137 158V159L139 160V158L136 157ZM165 156H166V155H165ZM145 157H146V156H145ZM150 157H151V156H150ZM168 157H167V158H168ZM206 157H207V158H206ZM253 157H254V158H253ZM25 158H27L30 162H29V163H25V162L23 161ZM134 158H133V159H134ZM147 158H148V156H147ZM147 158H146L145 160H148ZM151 158H152V157H151ZM169 158L172 159V157H169ZM216 158H215V159H216ZM228 158H229V159H228ZM121 159H122V158H121ZM121 159H120V160H121ZM133 159L130 158V160H132V161H133ZM135 159H134V160H135ZM173 159H174L173 161H176V162H177V159H175V158H173ZM213 159H214V158H213ZM219 159H218V160H219ZM122 160H123V159H122ZM122 160H121V161H122ZM124 160H125V159H124ZM124 160H123V161H124ZM149 160L151 161L150 158H149ZM160 160H161V159H160ZM164 160H166V159H164ZM178 160H179V159H178ZM211 160H212V161H211ZM216 160H217V159H216ZM240 160H241V161H240ZM167 161H168L167 164L169 163V165H170V164H171V161H170V160H167ZM237 161H236V162H237ZM243 161H245L244 163H245L246 165L243 163ZM163 162L165 163V161L162 160L161 164H163ZM182 162H183V161H182ZM182 162L180 161V163H182ZM212 162H214V163H212ZM246 162H247V163H246ZM23 163H24V164H23ZM135 163H136V162H135ZM172 163H173V162H172ZM174 163H175V162H174ZM177 163H178V164L175 163V164H173L172 166H174V165H177V166H178V165L180 164L179 161H178ZM183 164H184V163H182V164L179 165V166H180V167H181V166L184 167ZM231 164H232V165H231ZM125 165H127V163H125V164L123 165V166L125 167V170H126V168H128V170H129V169H130V170H129V171H124V169L121 168V169H123V171H124V172H123L124 176H125V173H126V172L128 173V172H130V171L132 170V168L128 166V165H130V164H128L127 166H125ZM163 165H164V164H163ZM193 165L195 166V163H194ZM210 165H211V166L213 165V166L211 167ZM222 165H224V166H222ZM130 166H134V168H135V165H130ZM167 166H168V165H166V166L164 165V166H163V167H164V173H166L165 170H167V171L171 170V172L174 173L175 171L173 172V170L177 167V166H176L175 168H173V167L170 165L172 168H171L170 166H168V167H170V169L168 170V169H167ZM179 166H178V167H179ZM243 166H242V167H243ZM137 167H138V166L136 165V168H135V169H138ZM159 167H160V166H159ZM163 167L158 168V170H160L161 168H162V170H163ZM182 167H181V169H182ZM221 167H220V168H221ZM239 167H241L240 164H239ZM244 167H243V168H244ZM150 168H152V167H150ZM165 168H166V169H165ZM184 168H185V167H184ZM215 168H214V169H215ZM172 169H173V170H172ZM176 169H177V168H176ZM178 169H180V168H178ZM181 169L179 170V173L182 174L184 170L182 169V170H183V171H182ZM224 169L222 168L221 171H222L223 173H226L225 171H223ZM237 169H239L240 171L237 170ZM241 169L243 170V172H244V171H245V172H244V173L242 172V174H239V173L241 172ZM250 169H251V170H250ZM218 170H219V169H218ZM228 170L226 169L227 172H228ZM133 171H135V170H132V172H133ZM176 171H177V170H176ZM180 171H181V172H180ZM221 171H220V172L218 171V173L220 174ZM238 171H239V173H238ZM255 171H256V172H255ZM132 172H131V175L134 174V173H132ZM136 172H137V171H136ZM136 172H135V174H136ZM160 172H161V171H160ZM171 172H169V173H170V176H169L168 173H166V175H168L170 178H172V176H171ZM177 172H178V171H177ZM177 172H176V173H177ZM184 172H185V171H184ZM216 172H217V170H216ZM127 173H126V175H127ZM161 173H162V172H161ZM161 173H160V174H161ZM179 173H178L177 175L180 176L181 174H179ZM228 173H229V172H228ZM228 173H227V174H228ZM256 173H257V174H256ZM129 174H130V173H128V175H129ZM212 174H213V173H212ZM215 174H216V176H217V173H215ZM215 174H214V175H215ZM219 174H218V177H219V178H217V177H215V178L220 179V175H221V174H220V175H219ZM255 174H256V175H255ZM128 175H127V177L131 176V175H129V176H128ZM158 175H159V173H158ZM162 175H164V174H162ZM174 175H175V176H174ZM177 175H176L175 173L173 174V176L175 177V179L177 178ZM214 175H213V176H214ZM224 175H226V174H224ZM28 176H29L30 179H32V181H33L34 183H33V182H30L31 180L28 178ZM124 176H122V177H124ZM168 176H166V177H168ZM179 176H178V177H179ZM230 176H229V177H230ZM235 176H236V177H235ZM256 176H257V177H256ZM127 177H126V178H127ZM163 177H164V179H166V178H165V175H164ZM163 177H162V178H163ZM221 177H222V176H221ZM226 177H227V175H226ZM229 177H227V179H228ZM246 177H247V178H246ZM253 177H254V179H253ZM258 177H259V178H258ZM25 178H26V180H22V179H25ZM124 178H125V177H124ZM162 178H161V179H162ZM230 178H232V177H230ZM257 178H258V182L256 181ZM222 179H223V178H222ZM259 179H260V180H259ZM20 180L25 181V182L22 183V181H20ZM162 180H163V179H162ZM220 180H221V179H220ZM18 181H19V182H18ZM39 181H40V182H39ZM166 181H168L167 184L164 183L165 181H164L163 183H164L165 188H168L169 186L171 187V184H174V182H175L176 180L173 182L172 179H171V181H172L173 183H170V185H169L170 179H168V180L166 179ZM225 181H226V180H225ZM229 181H230V180H229ZM11 182H12V184H10ZM20 182H21V183H20ZM177 182H178V181H177ZM240 182H239L238 184H240ZM245 182H246V183H245ZM31 183H32V184H31ZM221 183H220V184H221ZM228 183H229L230 185H227ZM26 184H27V185H26ZM129 184H130V183H129ZM131 184H132V182H131ZM137 184L139 185V183H135V184L132 185V187H133L134 185L137 186ZM149 184H150V183H149ZM159 184H160V183H159ZM165 184L167 185V187H166ZM24 185H25V186H24ZM90 185H91V183H90ZM94 185H95V184H94ZM97 185H98V184H97ZM127 185H128V184H127ZM144 185H147V183H145ZM168 185H169V186H168ZM156 186H157L156 188L159 187L158 185H156ZM160 186H163V185H160ZM172 186L179 187V185H178V186L176 185V182H175V185H172ZM204 186H205V188H204V193H205V195H208V194L211 195V194H213V193L215 194V192L218 193V191H219L218 189L221 188L219 185H217V186H216L217 189H216V191H214V188L208 187V185H201L200 187H204ZM30 187H31V189H30ZM170 187H169V189L172 188V187H171V188H170ZM183 187H184V185H183ZM190 187H191V185L189 186V188H190ZM227 187H228V188H227ZM232 187H233V186H232ZM24 188H25V189H24ZM134 188H135V187H134ZM159 188H160V187H159ZM159 188H158L157 190H159L160 192H162V191H161V188H160V189H159ZM165 188H164V190H165ZM151 189H152V188H151ZM169 189H168V190H169ZM174 189H175V188H174ZM174 189L172 188L171 190L174 191ZM224 189H225V188H224ZM224 189H223V190H224ZM233 189H235V188H233ZM233 189H232V191H233ZM238 189H237V191H238ZM152 190H153V189H152ZM157 190H156L155 192H159V191H157ZM168 190L166 191V193L170 191V192L168 193V194H170V193H171V190H169V191H168ZM235 190H236V189H235ZM18 191H20V190H18ZM23 191H21V192H22L21 194H19V192L16 193V197L18 196V199H19V200H20V198H22V197L19 198V195L24 196V197H23L24 199H25V197L27 198V193H28L27 190L24 192V193L26 194V196L23 195ZM220 191H221V189H220ZM237 191H234V193H235V192L237 193ZM160 192H159V193H160ZM225 192H227V191H225ZM159 193H158V194H159ZM172 193H173V192H172ZM217 193H216V194H217ZM221 193H222V191H221ZM221 193L219 192L217 195H218V196H219V195L222 196ZM17 194H18V195H17ZM237 194H238V193H237ZM241 194H238V195H241ZM159 195H161V194H159ZM217 195H216V199H217V200H218L219 198H220V199L222 198L221 196H220V197H217ZM225 195H226V194H225ZM33 196H34V197H33ZM228 196L226 195L225 200H223L224 197L221 199V201L218 200L219 203L216 201V203L219 205V208H222V206H223V204H224L223 201L225 202L226 205H227L228 203L230 204V205H229V204L227 205V207H226L227 209L231 207V205H232L233 203H230V202L228 201V199L226 200V198H227ZM14 197H15V195H14ZM157 197H158V195H157ZM238 197H240V198H239L240 200L238 199ZM153 198H154V197H153ZM154 199H155V198H154ZM232 199H233V200H232ZM155 200H156V199H155ZM222 200H223V201H222ZM16 201H18L17 198H16ZM20 201H21V200H20ZM20 201H19V202H20ZM23 201H25V200H23ZM23 201H21L20 203L18 202V204H16V206H17V208H16L17 210H16V211H17V215H18V216H19L20 213H21V215H22V213H23V215H24V213H25V216H24V217H26V216H27V213L30 212V209L28 208V207H29V204H28V207H27V206L25 205V202H23ZM26 201H28V200L26 199ZM227 201H228V202H227ZM235 201H236V203L239 204V206H238V204L235 203ZM238 201H239V202H238ZM242 201H241V202H242ZM36 202H37V203H36ZM226 202H227V203H226ZM16 203H17V202H16ZM21 203L24 204L27 208H26L25 206L21 205ZM221 203H222V206L220 205ZM19 204L21 205V207H20L21 212H19V211H20V210H19V206H18ZM26 204H27V202H26ZM217 204H216V206H217ZM225 204H224V205H225ZM22 206H23L25 209H27V210H26V211H25V210H22V209H24ZM220 206H221V207H220ZM228 206H229V207H228ZM242 207H243V208H242ZM231 208H232V207H231ZM236 208H237V210H236ZM187 210L189 211L188 208H187ZM22 211H23V212H22ZM239 211H240V210H239ZM228 212L233 213L234 211L232 212V211H229V210H228ZM18 213H19V214H18ZM30 213H31V212H30ZM231 213H230V216L233 215V214L231 215ZM244 213H245V214H244ZM228 214H229V213H228ZM23 215H22V216H23ZM238 215H236V216H238ZM232 217H233V216H232ZM232 217H231V218H232ZM234 217H233V218H234ZM244 217H243V219H244ZM185 219H186V221H187V223L184 224V228H186V229H185V233H186V238H187V241H188V245H187L186 251H188V254H187V256L184 255V257L187 258L188 261H189L190 264H191V263H193V253H192V252H193V246H192V241H193V239L195 238V235H194V233L191 234V230H190L189 227H188V222H189V220H188V216H187V215H185ZM237 220H238V221H237ZM239 220H240V221H239ZM247 220H249V221H247ZM38 221H37V222H38ZM242 221H243V222H242ZM237 223H238V225H237ZM253 225H254V226H253ZM255 225H257V226H255ZM258 225H260V226H259V229H258ZM38 227H39V224H38ZM244 228H245V230H246V227H244ZM244 228H242V230H241V228L238 227V229H237V227H236L235 229H237V230H236V232H237L239 229H240L241 231H243ZM3 229H4V227H3ZM247 229H248V230L250 229L249 231H248V230L246 231L247 233H248V232H249L250 234H251V232H252V234H253V233L257 234V233H258V232L256 233L255 228H247ZM251 229H252V230H251ZM253 229H254L255 232L253 231ZM240 230H239V232H240ZM245 230H244L243 233H242V232L239 233V236H240V237H241L242 234H245ZM260 232H259V233H260ZM39 233H40V232H39ZM155 233H156V231H155ZM241 233H242V234H241ZM247 233H246V234H247ZM249 233H248V234H249ZM259 233H258V235H259ZM258 235H257V236H258ZM243 236H244V235H243ZM245 236H246V235H245ZM249 236H250V235H249ZM249 236L247 235V236L245 237L246 239L243 238V237L240 238V241L243 239V242H240V243H241L240 245H242V243H245V241L248 239ZM38 237H39V236H38ZM250 238H251V237H249V239H250ZM244 239H245V241H244ZM249 239H248V240H249ZM6 240H7V239H6ZM249 241H251V239H250ZM5 242L7 243V241H3V242H2V246H4V245L6 244ZM37 242H38V238H37ZM246 242H248V241H246ZM245 244H246V243H245ZM240 245H239V247H240ZM247 245H250V244L247 243ZM6 246L8 247V243H7L4 247H6ZM243 246H244V244H243L242 247H240V248H243ZM251 246H252V245H251ZM4 247H3V248H4ZM7 247H6V248H7ZM248 247H249V246H247L246 248H248ZM36 249H37V250H35V252H37V253H35V258H37V259H36V262H37V264H39V254H38V246H37V245H36ZM157 250H158V249H157ZM248 250H251V249H248ZM248 250H246V251L243 250V251L245 252V257H246V252H247ZM182 251H183V250H182ZM182 251H181V252H182ZM238 251H240V250H238ZM241 251H242V249H241ZM244 252H243V253H244ZM182 253H185V252L183 251ZM241 253H242V252H241ZM237 254H238V253H237ZM156 256H157V258H158V256H159V258H160L159 253L156 254ZM242 257H243V259H244L243 254H242ZM155 258H156V257H154V259H155ZM157 258H156V259H157ZM239 258H240V252H239ZM237 259H238V256H237ZM241 259H242V258H241ZM7 260H8V259H7ZM10 260H11V259H10ZM10 260H9V262H10ZM238 260H239V259H238ZM155 261H157V260H154L153 264H157V263H155ZM238 263H239V261H238ZM158 264H159V262H158ZM160 264H161V263H160ZM239 264H240V263H239Z\"/></svg>", "mask_w": 264, "mask_h": 264}]
</instances>
